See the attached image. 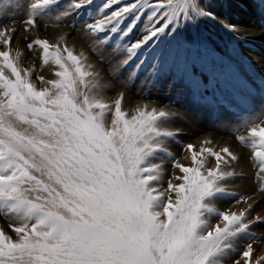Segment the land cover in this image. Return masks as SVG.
<instances>
[{
  "label": "snow or ice",
  "instance_id": "1",
  "mask_svg": "<svg viewBox=\"0 0 264 264\" xmlns=\"http://www.w3.org/2000/svg\"><path fill=\"white\" fill-rule=\"evenodd\" d=\"M24 6L25 32H46L76 17L96 41L90 50L101 64L111 62L103 58L110 47L125 58L110 83L68 44L71 34L55 42L37 36L26 46L50 69L46 78L13 49L15 27L0 28V219L6 222L0 264H264V252L254 247L264 241L254 231L264 225L261 200L229 187L244 178L235 171L241 156L208 137L199 147L181 143L183 133L169 125L182 117L148 104L130 114L123 91L107 96L130 87L143 70L150 85L167 80L193 103L227 110L247 85L200 25L218 23L234 38L239 28L218 20L207 0H24ZM247 124V134L235 140L250 150L264 199V113Z\"/></svg>",
  "mask_w": 264,
  "mask_h": 264
},
{
  "label": "rangeland",
  "instance_id": "2",
  "mask_svg": "<svg viewBox=\"0 0 264 264\" xmlns=\"http://www.w3.org/2000/svg\"><path fill=\"white\" fill-rule=\"evenodd\" d=\"M4 1L5 0H0V9L1 7H4V5H12L11 7L13 9L14 7L13 2L11 4V1L9 0H6L5 2ZM8 1H9V4L7 3ZM210 2L211 0H207V3L211 5L213 11L217 14L218 20L223 21L225 23L235 24L239 28V32L241 31L240 35L234 38L232 33L227 32L218 23L207 21L200 25L201 31H203L205 34L210 36L212 42L214 43V46L217 49L218 55H220L226 63L231 65L239 81L247 85L246 89L241 88L236 91L235 102L229 105L227 110H223V109L210 110V109L201 107L200 105L193 103L192 100L188 96L181 94L180 89L172 88L167 80H160L154 85H150V82L146 83L147 74L143 70L140 71V74L138 78L135 80V83L131 84V82H129L130 87L125 88V89L126 90L128 89L127 91H129V93L133 91L134 94L137 91H138L137 93L141 91L139 95L136 93L137 95L136 101L141 100L145 103H147L148 101L155 102V96H153V93H156V94L162 95L163 98L165 99L164 101H162V104H161L162 106L160 105L162 108L166 106H172V107L178 106V108L180 109L192 110L193 112L194 110L203 112L204 121H208L211 125H213L214 129L224 130L225 132H228L231 135L230 137V136H227V134L225 135L220 134L221 136L220 139L225 138V136L230 137V140H232V143L235 146L243 148L244 151L246 152L248 150V153L246 155L248 158L251 155L250 150L247 149L246 147L241 146L235 140V135L237 134L241 135L243 131V128H240L241 132L240 131L238 133L236 132V128L238 124L244 122L242 118H248L250 115H254L256 112H258L260 109L264 111V66H262L264 65V6L259 5L256 2V0H212V2L211 3ZM94 3L98 5L102 3V0H94ZM19 5L20 6H17L15 4V7L17 8L14 7L13 11L14 10L18 11L19 10L18 7H21V9L26 10L24 6V0H20ZM11 7H9V9ZM4 9H6V7H4ZM4 9L3 8L1 9V13ZM12 9L4 10L6 12L4 13L3 11L5 15L3 13H2V16L0 15V17L4 16V18L0 19V22H1L0 25L2 24V22L5 23L6 21L5 16L8 17L13 12ZM217 9H219L218 12L220 13L217 12ZM7 12H9L10 14ZM242 15L248 18L246 22H245V19L242 18ZM12 17L14 20L15 18L14 13ZM7 20H9L10 22L12 21V19L11 20L7 19ZM71 23H75L76 26L74 28L83 29L84 20H77L76 17H71V21L69 22V24ZM69 24H63L62 26L73 28L69 26ZM23 31H24V26H23ZM258 33L259 34L261 33V36H259ZM139 35L140 33H137L136 31L133 33L131 39L135 40L139 37ZM92 41L96 43V41L94 40ZM21 46L23 49H25V45L24 46L21 45ZM106 51H109L110 53L112 52V48L110 47L106 49L104 52ZM35 55H36V60L40 63L37 53H35ZM142 55L144 57H147L148 56L147 50H145ZM93 56L95 55L93 54ZM124 58L125 56L123 54L113 56V61L123 60ZM148 58L150 59V57ZM25 61L27 62V60ZM258 61L259 63H257ZM26 62L24 64L27 67ZM138 62H139V58H137V60H134L132 63L129 64L128 68L124 70L125 76L135 71V64ZM104 65H109V64H104ZM145 67H147V65H145ZM121 79L124 80V77H122ZM129 88L132 90H129ZM115 93H116V90L115 92H111L109 96L113 97ZM245 96L247 97L246 99H244ZM156 99L159 100V98H156ZM182 118L185 119V117L183 116ZM180 142L184 143L182 139H180ZM174 148L179 149V146L171 145V150L172 149L175 150ZM180 153H181V149H180ZM247 161L250 163L249 164L247 162L248 167L251 168L250 169L251 172H249L248 175L244 173L243 179L235 180L232 183V185L235 187H233L231 184L229 185V187L238 191L236 189L237 186L235 184L239 183L238 185H240V183L246 182L245 178H247L246 180H251V185L254 186L253 187L254 192L256 194H259V200H261L260 193L256 192L255 176L253 174L254 169L252 167V163L248 159ZM166 171L167 172L171 171L170 165H166ZM251 174L253 175V177ZM249 177H251L252 179H249ZM167 179L168 177L166 176L165 182L167 181ZM252 182H254V184ZM165 187H166V183H165ZM261 203L263 205H261V208H257V212H260L263 210L264 201L261 200L260 204ZM224 206L225 205L223 204L221 205V207H224ZM253 215H256V213H254ZM0 226L6 227V222L3 221V219H0ZM257 227L254 228V231L258 234H264L262 232L264 230V225H258ZM256 229L259 231H257ZM256 244L258 245H254V247L259 249L260 251H258V254H261V252H263L262 245L264 244V241H260V243L257 242Z\"/></svg>",
  "mask_w": 264,
  "mask_h": 264
},
{
  "label": "bare ground",
  "instance_id": "3",
  "mask_svg": "<svg viewBox=\"0 0 264 264\" xmlns=\"http://www.w3.org/2000/svg\"><path fill=\"white\" fill-rule=\"evenodd\" d=\"M9 1H11V4H12V2L14 3L13 4L14 7H15V4L19 5V2H20V0H9ZM9 1L7 2L8 4H9ZM211 2H212V0H211ZM7 3H5V4H7ZM14 7H13V9H14ZM2 8L4 9V7H1V9ZM15 8H17V7H15ZM18 8H19L18 11L17 10L13 11L12 7L10 8V9H12L13 12L11 14L9 12H7V13H9L11 16H13V13H14L15 18H14V20L12 19V21L10 22L9 20H7V18L5 16L6 21H5V23L2 22V24L0 25V28H3L4 26L15 27L16 31L13 34L14 37H12V47H13V49H19L22 52L23 62L25 63L26 62L25 60H27V62H26L27 66L35 65L38 75H43L46 78H52L51 74H50V69L47 66L42 68L40 66V63L36 60L35 53L34 52H29L27 50V48H26L27 47L26 46L27 43L31 39H33V38H35L37 36H39L41 38L46 36L51 41L55 42L60 34H71L69 36V38H68V41H67L68 44L70 46H74L77 52H80V51L85 52L88 55V57H89V62L94 63V64L97 65L96 70L100 71L103 74L105 81L110 82V83L114 82V81L111 80L110 73L112 71H115V70H117L119 68L121 60L113 61L112 52L109 53V51H106V52L103 53V58L106 59V60H110L111 62L109 63V65L101 64L99 62L100 61V57L93 56L92 51L90 50V45L94 44V42L87 36L86 33H84L82 31L81 28H69V27H66L65 25H64L65 27H63L62 25H60L58 27L49 26V28H48V30L46 32L44 30H41V31H38V32L37 31H33L31 33H28V32L23 31V26H24L23 25V20L25 18V11L26 10L21 9V7H18ZM1 9H0V15L1 16H2V13H3L4 10H6V9L10 10L9 7H6V9H4L2 11V13H1ZM218 11H219V9H217V12ZM4 13H6V12L4 11ZM218 13H220V12H218ZM242 18L245 19V22L248 19L244 15H242ZM70 21H71V18H69V22ZM44 23H45L44 21H41L42 25ZM254 32H256V31H254ZM137 33H140L139 29L137 30ZM258 35L261 36V33L260 34L258 33ZM21 45H23V46L25 45V49H23ZM261 60H263V59H261ZM257 63H259V61ZM261 65H262V63H261ZM262 66H264V65H262ZM123 82H124V80L121 79V84ZM127 90L125 88L121 87V86H117L116 87V93L121 92V91L124 92L125 97H126L125 102H124V107H125L126 110L129 111L130 114L134 110V108L137 105H140V104H148L150 107H156L158 109L162 108L161 107L162 106L161 105L162 101L165 100L162 95L153 93V96H155V102H150V101L147 102V100H146L147 103H145V102H143L141 100L140 101H138V100L136 101V97H137L136 93L138 91L134 94L133 91H131V93H129V91H127ZM129 90H132V89L129 88ZM140 92L141 91H139V93ZM110 93L111 92L107 93V96L109 98H113L116 95V93H115L113 97H110L109 96ZM139 93H137V94L139 95ZM139 98H140V96H139ZM156 98H159V100H157ZM163 109H165L166 111H168L170 113H175L177 117H182V116L185 117V119H177L174 123L169 125L170 129H172V130H177L178 129V130H180L183 133V135L180 137V139H182L185 144L186 143H193L194 145L199 147L200 141L202 139H204L205 137H208V138L212 139L214 144L219 145L221 147L224 146L225 144H227V145H229V147L232 148V150L234 152H236L242 158L240 166L237 167L235 169V171L238 172V173L239 172L245 173L246 175H248V173L251 172L250 171L251 168L248 167V163L249 162L247 161L248 158L246 156L247 153H248V150L246 149L247 150V152H246V151H244L243 148L235 146L232 143V140H230L231 135L228 132H225L224 130H220V129H214L213 125H211L208 121H204L203 112H199V111H196V110H194V112H193L192 110L180 109V108H178V106H175V107L166 106V107H163ZM261 113H264V111L260 109L254 115H250L248 118H242V120L244 121L243 123H245V124H243L244 126L241 127V128H243V131H242L241 135H246L247 134V126H248L247 122L248 121H255L257 117L261 116ZM220 134H223V135L227 134V136H230V137L225 136V138H221L220 139V137H221ZM174 149L175 150L172 149V151H174L178 156L182 155V153H180V148L179 149L178 148L177 149L174 148ZM170 173H171V171H169V172L166 171V176L168 177V175ZM166 176H165V178H166ZM252 177H253V175H252ZM246 179L247 178H245L246 182L240 183L241 186L238 185L239 183L235 184L237 186L236 189L240 193H246V194H249V195H253L255 199L259 200V194H256L254 192V189H253L254 186L251 185V180H246ZM249 179H252V178L249 177ZM252 183L254 184V182H252ZM233 187H235V186H233ZM261 200L264 201V199H261ZM261 205H263V204L262 203L259 204L258 208H261ZM263 210H264V207H263ZM261 230H262V228H261ZM257 231H259V230H257ZM262 232L264 233V230ZM255 245H258V244H255ZM262 251L264 252V244L262 245Z\"/></svg>",
  "mask_w": 264,
  "mask_h": 264
}]
</instances>
